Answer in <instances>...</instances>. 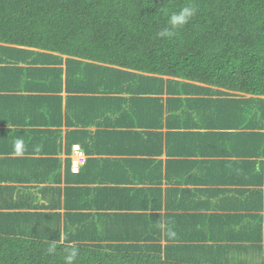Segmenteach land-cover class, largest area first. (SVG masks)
Instances as JSON below:
<instances>
[{"label": "crops", "instance_id": "obj_1", "mask_svg": "<svg viewBox=\"0 0 264 264\" xmlns=\"http://www.w3.org/2000/svg\"><path fill=\"white\" fill-rule=\"evenodd\" d=\"M52 65L45 71L55 81ZM18 66H0L6 82L0 90V232L32 235L47 226L61 231V241L65 230L68 237L82 232L92 245L160 243L168 256L190 264L217 257L224 264L264 263V181L255 183L252 172L261 169L264 178V150L255 147L262 139L264 149V109L248 117V127L262 132L257 137L240 132L248 129L237 126L245 120L239 111L216 103L235 91L164 89L158 103L111 112L102 90L86 100L99 105L81 112L73 106L81 98L62 91L60 112L57 102L43 111L36 100L33 107L28 102L44 92L43 65ZM59 67L65 75L64 61ZM27 72L36 77L31 83ZM50 130L61 131V139H52ZM64 134L75 138L70 145ZM75 143L84 153L77 173L71 171Z\"/></svg>", "mask_w": 264, "mask_h": 264}, {"label": "trees", "instance_id": "obj_2", "mask_svg": "<svg viewBox=\"0 0 264 264\" xmlns=\"http://www.w3.org/2000/svg\"><path fill=\"white\" fill-rule=\"evenodd\" d=\"M186 3L196 8L189 22L176 36H160L167 27L164 10L171 13ZM0 43L9 45L0 46V66L43 65L44 92L30 96L29 107L36 100L43 111L47 106L53 110L51 103L57 102L60 112L62 91L81 98L80 112L99 105L86 100L100 90L109 112L129 103H158L164 89H200L217 96L235 91L236 97H220L216 103L244 116L237 126L248 130L240 132L262 134L259 126L254 130L247 123L264 109V0H0ZM63 61L65 75L59 67ZM49 64L56 72L55 81L49 74L52 83L45 71ZM26 77L30 83L36 78L30 72ZM5 88L0 73V90ZM72 131L69 136L81 133ZM49 132H54L52 139H61V131ZM69 136L64 134V141L70 145L75 138ZM255 147L264 150L262 139ZM252 172L254 182L261 184V169L253 167ZM60 233L49 240L40 230L32 235L0 233V264H63L65 245L80 249L76 264H190L168 256L160 243L92 245L82 241V232L63 241ZM52 240L59 247L48 255L45 249ZM215 260L203 264H224L221 257Z\"/></svg>", "mask_w": 264, "mask_h": 264}, {"label": "clouds", "instance_id": "obj_3", "mask_svg": "<svg viewBox=\"0 0 264 264\" xmlns=\"http://www.w3.org/2000/svg\"><path fill=\"white\" fill-rule=\"evenodd\" d=\"M195 12V6L190 3H186L183 7L171 13H169L167 10H164V14L168 17L167 27L162 29L159 35L169 38L178 35V30L189 22L190 18L195 14ZM166 234L171 239L176 237V232L172 228H168ZM64 239H68L67 234L65 235ZM58 247L59 245L54 240H52L48 242L45 251L48 255H53L57 253ZM63 252V264H76V260L80 255V249L78 247L65 245Z\"/></svg>", "mask_w": 264, "mask_h": 264}, {"label": "built area", "instance_id": "obj_4", "mask_svg": "<svg viewBox=\"0 0 264 264\" xmlns=\"http://www.w3.org/2000/svg\"><path fill=\"white\" fill-rule=\"evenodd\" d=\"M71 171L77 173L79 170V166L81 165L84 157V153L81 150L79 144H72L71 145Z\"/></svg>", "mask_w": 264, "mask_h": 264}, {"label": "rangeland", "instance_id": "obj_5", "mask_svg": "<svg viewBox=\"0 0 264 264\" xmlns=\"http://www.w3.org/2000/svg\"><path fill=\"white\" fill-rule=\"evenodd\" d=\"M250 104L255 105V101H252ZM73 106H74V109L75 110H79V107H78L79 106V103H75L74 102V105ZM247 113H249L248 109H246V115H247ZM249 115H251V114H249ZM38 230H40L41 232L47 233V236L45 237V240H49L50 235L56 231V229H54V228L51 229V230H48V227L47 226L45 228H39V229L35 230V232H37ZM0 233L3 234V232H0ZM60 241H61V239H60Z\"/></svg>", "mask_w": 264, "mask_h": 264}]
</instances>
